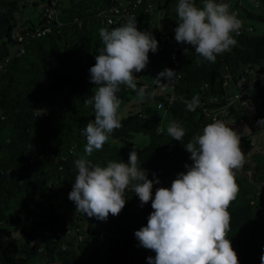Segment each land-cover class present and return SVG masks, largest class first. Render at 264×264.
I'll return each instance as SVG.
<instances>
[{
    "label": "trees",
    "instance_id": "16d2710c",
    "mask_svg": "<svg viewBox=\"0 0 264 264\" xmlns=\"http://www.w3.org/2000/svg\"><path fill=\"white\" fill-rule=\"evenodd\" d=\"M43 1L45 4L34 25L18 23L15 12L20 10L19 0H0V264H26L37 253L48 259L57 258L58 264H148L147 257H155V252L138 246L134 233L147 225L153 209L151 201L141 207L139 197L131 190L125 192L126 204L119 215L109 213L106 220L86 216L87 227L81 228V241L72 234L63 241L55 233L58 226L68 223L73 233L76 232L78 224L73 218L54 216L52 212L46 217L38 213L30 215L37 217L44 235L52 236L44 242L25 229L29 216L24 221L21 219L20 214L31 207L43 212L46 202L64 197L72 190L77 174L74 162L85 155L87 143L80 133L95 119L93 106H85L84 101L96 90L90 81L89 68L96 63L98 49L103 47L99 30H111L125 23L123 17L115 18L113 8L132 13L138 29L149 30L141 26L146 25L149 17L148 0H68L65 5L59 0ZM174 1L156 0V7L164 9L167 16ZM242 8L246 18L264 21L263 10ZM49 10L53 12L49 14ZM177 19V12H173V30ZM254 30L255 27L239 34L235 38L237 44L230 51L218 54L215 63L206 61L194 48L185 45L177 53L178 64L172 80L162 79L158 83L155 80L158 74L154 77L152 85L160 93L151 97L158 100L157 107L164 108L169 124L175 120L186 129L182 142L172 139L167 130L159 129L160 115L156 108L145 107L121 117L122 127L110 135L125 140L143 132L149 136L144 146L134 148L130 144L106 141L101 150L87 158L104 167L109 161L127 162L134 148L148 178L160 181L153 185L154 198L157 187L170 188L177 174L187 171L185 164L193 163L184 144L214 120L229 126V120L221 117L225 92L242 91L229 113L248 128L247 133H237L239 147L243 156L249 155L255 164V181H264V152L251 153L252 138L264 133V126L257 124L264 118V88L257 81L264 70V31ZM152 33L158 44L165 36L174 34ZM19 47L23 48L22 52H18ZM148 55V65L134 73L135 80L157 61L170 62L169 51L162 46ZM241 77L244 83L239 86L237 81ZM163 83L165 87L160 89ZM141 85L137 83L136 90ZM228 86L235 88L230 90ZM148 87L143 91L145 95ZM193 96L199 98L195 111L188 110L184 103ZM234 179L238 192L228 208L231 220L226 238L237 253L239 264H261L264 193L236 172ZM70 203L72 207L75 205L71 200ZM92 221H98L106 232L108 246L102 254L94 249L85 255L84 248L98 240ZM9 226L19 227L25 240L19 242Z\"/></svg>",
    "mask_w": 264,
    "mask_h": 264
},
{
    "label": "clouds",
    "instance_id": "9594fccd",
    "mask_svg": "<svg viewBox=\"0 0 264 264\" xmlns=\"http://www.w3.org/2000/svg\"><path fill=\"white\" fill-rule=\"evenodd\" d=\"M229 9L223 0H204L203 7H197L194 0H179L175 40L215 63L218 54L237 44L231 34H239L242 27L243 22ZM99 35L103 47L89 68L96 90L84 101L85 106H93L95 119L81 130L87 141L85 155L74 162L77 174L68 194L75 211L98 220H106L109 213L117 216L126 204V190H131L139 197L141 207L151 201L153 209L147 225L134 233L138 246L155 252V257H147L148 264H239L226 236L231 220L228 208L238 192L234 170L243 165L244 156L239 136L223 121L207 124L184 144L193 163L185 164L187 171L178 173L170 188L157 187L154 198L153 185L160 181L148 178L134 148L127 162L109 161L104 167L87 158L101 150L109 135L122 127L117 95L121 85L136 90L134 73L146 68L149 51L158 50L154 34L139 30L134 17L111 30L101 28ZM175 72L165 68L155 80L170 81ZM137 95L144 99L143 89ZM184 103L188 110L195 111L199 98L193 96ZM257 124L264 126V118ZM167 134L182 142L186 129L173 120ZM260 261L264 264V252Z\"/></svg>",
    "mask_w": 264,
    "mask_h": 264
},
{
    "label": "rangeland",
    "instance_id": "374dc122",
    "mask_svg": "<svg viewBox=\"0 0 264 264\" xmlns=\"http://www.w3.org/2000/svg\"><path fill=\"white\" fill-rule=\"evenodd\" d=\"M62 2L63 5L68 3V0H59ZM35 2V4H34ZM179 0H175L173 3H171L169 7V13L167 16H165V10L164 9H158L156 7V0H148V5L150 7V13L149 17L147 18L146 25L142 24L143 27H148L149 30L152 32H169L174 33L171 19H172V13L177 12V5ZM259 4L257 8H254L253 5L249 2H244L242 7H248L252 9L257 10H263L264 11V2L263 0H258ZM195 3V2H194ZM45 4L43 0H19V6L20 10L15 12V17L18 20V23H29L32 22V24L36 25L38 22L39 13L42 11V6ZM197 7H203L204 0H198L196 3ZM238 7V13L243 12V8ZM247 20V19H245ZM247 23L252 24L255 27L254 32H263L264 31V21L256 20V19H248L246 21ZM245 23V24H247ZM164 62L159 60L156 63H154L149 69L142 74L140 77L136 79L137 83L143 84L145 87L150 85V87L147 88V94H144V99H140L137 95L138 90H133L128 88L126 85L121 88V91L118 93V97L120 99V108L118 109V117L121 118L130 112H138L141 109H144L145 107L150 108H156L160 118L158 127L160 130H167L169 123H168V117L166 115V111L163 107H157L158 100L155 97H151L152 95H157L160 93V91L153 87L152 81L154 77L160 72V70L163 68ZM230 90H234L235 87L232 88V86H228ZM62 89H65L63 87ZM60 93V92H59ZM54 96L58 95V92L53 94ZM231 123L229 126L233 128L234 131L238 134L247 133L248 128L245 126L242 120H234L230 119ZM149 141V136L143 132H137L132 137L126 138L125 140H121L118 138H114L109 135V138L107 142H110L112 144H130L134 148H141ZM253 152H264V133L260 132L257 134V136L254 139V145L252 147L251 153ZM254 162L250 159L249 155L244 156V163L243 165L236 169L235 172L238 174V176L245 178L248 182H251L256 185L259 191L264 193V181L257 182L255 181L253 174H254ZM69 201V202H68ZM44 210L42 211L38 210L35 207H31L30 211H27L25 213H21V219L24 221L26 217L33 215L34 213H38L42 217H46L47 214L52 212L54 216L62 215L65 216L68 219H71L74 217L73 212H76V206L74 205L72 207V204L70 203V200L68 198V194H66L64 197H56L52 200L46 202L44 204ZM68 222V221H67ZM53 224H57L55 221H53ZM72 227L70 224L68 223ZM51 224L48 223L46 226L49 227ZM45 227V226H44ZM61 226H58L60 229ZM10 230L12 231V234L19 239V242H22L25 240V236L22 234L19 227L16 226H9ZM43 226H37L36 235L39 240L42 242L51 240L52 236L44 235L41 232V229ZM92 228L93 231L99 236L100 234L103 235L101 239L95 240L90 242L85 248H84V254L87 255L89 252L96 249L100 254L104 253L108 246V237L106 232L102 229L100 224L95 221H92ZM72 229V228H71ZM72 232V231H71ZM72 234V233H71ZM62 240L66 241L70 239V234L62 233L61 235ZM69 237V238H68ZM74 240V239H72ZM76 240V239H75ZM48 261L50 263H48ZM26 264H55L51 261V259H48L44 254L37 253L35 256H32L28 258L26 261Z\"/></svg>",
    "mask_w": 264,
    "mask_h": 264
},
{
    "label": "built area",
    "instance_id": "2783aa9c",
    "mask_svg": "<svg viewBox=\"0 0 264 264\" xmlns=\"http://www.w3.org/2000/svg\"><path fill=\"white\" fill-rule=\"evenodd\" d=\"M216 2H221V0H216ZM223 2H226L230 5V11L231 12H235L237 14V18L240 19L243 23H242V27L239 31V34L243 33V32H250L251 30L254 29V26L250 23H247L246 21L249 19V18H246L244 16V11L242 13H238V7H242L243 3L244 2H249L253 5L254 8H257L259 2L258 0H223ZM244 7V6H243ZM113 15L115 16V18H120V17H123L125 19V22H126V19L128 18H133V14L132 13H128L127 10H119V8L117 7H114L113 8ZM53 11L52 10H49V14H51ZM247 19V20H245ZM108 21H112L111 18H108ZM177 22H178V19L177 21H175L174 23V29L177 27ZM247 23V24H245ZM239 34H236V33H232L231 35L233 36V38H236ZM186 44H180L178 43L176 40H175V31H174V34L172 35H167L165 36L164 38V41L161 42L160 44H158V46H162V47H165L168 51H169V59H170V62L168 63H165L163 68L160 70L163 71L165 68H171L174 70V68L177 66L178 64V59H177V53L178 51L184 47ZM19 51L18 52H22L23 51V48L22 47H19L18 48ZM159 72V73H160ZM258 84L260 86H262L264 88V70L261 71V73L259 74V77H258ZM244 83V79L241 77L238 79L237 81V84L240 86ZM252 86V85H251ZM165 87V83L161 84L160 85V89H163ZM145 86L142 84L139 88L140 89H143V91L145 90ZM226 91V89H225ZM171 92V91H170ZM242 91H233V92H225V102L224 104L221 106V117L224 118V120H229L228 123L230 124L231 123V114L229 113L230 111V106L237 100V98L239 97L240 93ZM171 96V95H170ZM257 136V135H256ZM254 136L252 138V146L254 145V139L255 137ZM74 214V217H72L74 219V221L78 224L77 227H76V232L73 233V230L71 229L70 226H61L60 229H56V235L59 237L62 235V233H67V234H70L72 233V235L75 236V239L77 241H81L83 239V235L80 233L81 231V228H85L87 227V224H86V214H83V213H78V212H73ZM25 223H26V227L25 229L28 231V232H31V233H34L36 234V228L38 226V223H39V220L37 219V217L35 216H29L26 220H25ZM72 231V232H71ZM44 233L48 234L47 231H44ZM103 237V235H99L97 236L98 239H101ZM56 256V255H54ZM52 262H54L55 264H58V259L55 258V259H51Z\"/></svg>",
    "mask_w": 264,
    "mask_h": 264
},
{
    "label": "crops",
    "instance_id": "0c3cea01",
    "mask_svg": "<svg viewBox=\"0 0 264 264\" xmlns=\"http://www.w3.org/2000/svg\"><path fill=\"white\" fill-rule=\"evenodd\" d=\"M146 28H148L147 26H146ZM159 33V32H158Z\"/></svg>",
    "mask_w": 264,
    "mask_h": 264
}]
</instances>
